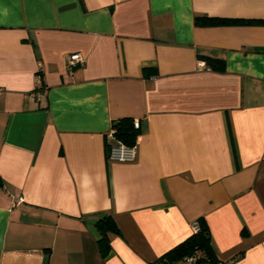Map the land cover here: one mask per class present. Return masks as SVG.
<instances>
[{"label": "crops", "instance_id": "1", "mask_svg": "<svg viewBox=\"0 0 264 264\" xmlns=\"http://www.w3.org/2000/svg\"><path fill=\"white\" fill-rule=\"evenodd\" d=\"M204 15L264 0H0V264H162L200 217L217 264H264V23Z\"/></svg>", "mask_w": 264, "mask_h": 264}, {"label": "trees", "instance_id": "2", "mask_svg": "<svg viewBox=\"0 0 264 264\" xmlns=\"http://www.w3.org/2000/svg\"><path fill=\"white\" fill-rule=\"evenodd\" d=\"M251 22L264 23V19H241L217 16H197L195 24L197 25H226V24H242ZM206 64L213 69H222L223 61L208 56H200ZM113 126L116 136L127 145L136 142L137 129L133 127L132 119L123 117L117 119ZM1 184V180H0ZM198 230L194 231L187 239L175 245L173 248L163 254L158 261L162 264H217V258L210 243V235L207 224L203 217L196 221ZM114 220L111 215H105L96 222L97 229L100 233L98 244L102 255L107 254L110 248L108 231L114 227Z\"/></svg>", "mask_w": 264, "mask_h": 264}, {"label": "built area", "instance_id": "3", "mask_svg": "<svg viewBox=\"0 0 264 264\" xmlns=\"http://www.w3.org/2000/svg\"><path fill=\"white\" fill-rule=\"evenodd\" d=\"M83 62L82 57L79 53H73L69 55L67 64L72 67L78 63ZM1 90V89H0ZM37 96L40 95L39 92L36 93ZM133 127L135 129L139 128V121L133 120ZM107 156L110 160L121 161V162H131L135 160L137 154V144L136 142L132 145L125 144L116 136V131L114 126L107 133ZM198 230V225L195 223L193 225V231ZM192 264V259L189 260Z\"/></svg>", "mask_w": 264, "mask_h": 264}]
</instances>
